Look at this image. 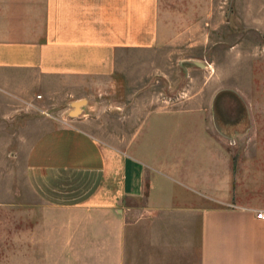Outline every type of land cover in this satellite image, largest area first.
<instances>
[{
    "label": "crops",
    "instance_id": "crops-1",
    "mask_svg": "<svg viewBox=\"0 0 264 264\" xmlns=\"http://www.w3.org/2000/svg\"><path fill=\"white\" fill-rule=\"evenodd\" d=\"M158 1L0 0V204L19 197L1 181L18 175L54 206V234L93 235L99 264H264V139L224 137L216 91L151 107L123 142L88 129L117 95L123 55L162 44ZM42 95L85 101L21 151Z\"/></svg>",
    "mask_w": 264,
    "mask_h": 264
},
{
    "label": "rangeland",
    "instance_id": "rangeland-1",
    "mask_svg": "<svg viewBox=\"0 0 264 264\" xmlns=\"http://www.w3.org/2000/svg\"><path fill=\"white\" fill-rule=\"evenodd\" d=\"M158 19L162 44L123 55L129 62L117 95L99 104L101 112H91L99 121L88 129L123 142L151 107L181 106L193 95L206 103L216 91L213 119L220 133L263 140L264 0H159ZM41 100L21 123L14 145L21 151L46 121L72 117L69 99L59 107L54 97ZM1 181L21 192L0 204V264H99L93 235L74 242L62 228L54 234V206L42 203L14 173Z\"/></svg>",
    "mask_w": 264,
    "mask_h": 264
},
{
    "label": "water",
    "instance_id": "water-1",
    "mask_svg": "<svg viewBox=\"0 0 264 264\" xmlns=\"http://www.w3.org/2000/svg\"><path fill=\"white\" fill-rule=\"evenodd\" d=\"M85 101L84 98L74 99L70 102V109L67 111L69 115H77L80 113V106Z\"/></svg>",
    "mask_w": 264,
    "mask_h": 264
},
{
    "label": "built area",
    "instance_id": "built-area-1",
    "mask_svg": "<svg viewBox=\"0 0 264 264\" xmlns=\"http://www.w3.org/2000/svg\"><path fill=\"white\" fill-rule=\"evenodd\" d=\"M256 216H263L261 211H256Z\"/></svg>",
    "mask_w": 264,
    "mask_h": 264
}]
</instances>
